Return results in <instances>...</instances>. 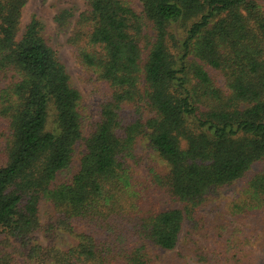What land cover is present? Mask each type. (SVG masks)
I'll list each match as a JSON object with an SVG mask.
<instances>
[{
    "label": "trees",
    "instance_id": "1",
    "mask_svg": "<svg viewBox=\"0 0 264 264\" xmlns=\"http://www.w3.org/2000/svg\"><path fill=\"white\" fill-rule=\"evenodd\" d=\"M28 1L0 0V264H158L152 248L179 244L210 263L252 264L230 221L206 250L211 225L197 215L241 180L228 213L264 214V0H138L141 10L84 0L76 14L56 11L76 60L105 83L87 135L59 50L36 16L22 21ZM139 138L166 165L154 179L130 163ZM39 231L77 244L44 247Z\"/></svg>",
    "mask_w": 264,
    "mask_h": 264
},
{
    "label": "rangeland",
    "instance_id": "2",
    "mask_svg": "<svg viewBox=\"0 0 264 264\" xmlns=\"http://www.w3.org/2000/svg\"><path fill=\"white\" fill-rule=\"evenodd\" d=\"M132 1L134 7L141 10L139 1ZM262 5L264 8V1ZM63 8H71L76 14L84 8V0H29L24 8L22 21L23 23H27L32 15L36 16L43 22L45 34L49 37L52 45L59 50L60 56L67 66L73 83L83 94L84 105L81 107L80 112L84 125V133L87 135V126H89L91 120L96 117V107L104 94L105 83L98 79L94 73L84 69L76 60L73 48L68 43V33L57 31L53 17L56 11ZM135 152L136 157L131 160L130 163L138 176L149 180L152 178L154 179L156 174L166 171L165 163L148 147L147 142L143 138L137 140ZM78 158L79 154L76 155L74 169L78 167ZM256 167L257 166H255V169ZM244 183L245 182L241 180L231 187L221 190L219 194L211 197L200 207L197 216L201 217L208 225H211V227L204 232L203 236H205V239L202 238V240L205 241L206 250H210L209 245L213 242L217 243V241H215L218 238L216 236V229L220 226L219 224H227L226 222L230 221V231L234 236L236 235L238 237L236 239L239 242L241 241L244 246V250L239 255H244L245 257L243 258H248L252 261V264H264V214H257V212L245 219H236L228 213L231 200L238 197L244 187ZM156 191L157 188L154 186L153 193ZM51 212L52 208L50 204L43 201L41 205L42 221L46 220ZM75 229L80 232L84 229V226L76 225ZM34 237V240L44 247L54 244L60 249L67 250L77 244L75 236L65 232L57 233L53 240L47 238L43 231L36 232ZM216 243L213 245L215 250L214 253L217 252L218 256L219 254L227 255L229 253L225 251V247L221 248L220 245ZM179 246L172 251L161 250L154 247L151 250V255L158 264H222L218 259H216L214 263L206 261L207 259L202 260L197 255L185 252L184 246L183 248ZM19 264H25L24 260H20ZM29 264L38 263L32 262Z\"/></svg>",
    "mask_w": 264,
    "mask_h": 264
}]
</instances>
